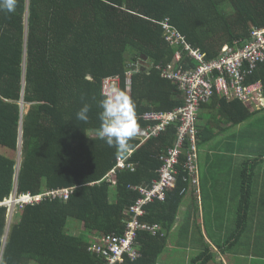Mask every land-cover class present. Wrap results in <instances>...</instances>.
I'll return each mask as SVG.
<instances>
[{"label": "trees", "instance_id": "1", "mask_svg": "<svg viewBox=\"0 0 264 264\" xmlns=\"http://www.w3.org/2000/svg\"><path fill=\"white\" fill-rule=\"evenodd\" d=\"M166 20L207 60H214L226 45L232 47L235 41L244 45L252 31L264 29V0H17L15 12H0V147L18 153L22 142L20 166L16 158L0 152V204L16 188L18 195L34 196L76 188L68 201L47 198L17 209L11 226L8 208H0V264H105L90 253L89 233H124L125 212L138 197L128 186L150 185L158 178L159 156L175 145L178 126L140 146L133 139L135 171H120L116 185L103 181L119 155L93 137L100 125L102 81L122 77V89L127 91L129 65L137 60L146 64L131 81L139 128L146 126L140 116L147 110L184 106L178 86L162 79L152 66L166 65L177 52L164 37L160 23ZM258 81L264 85V62L251 73L248 84ZM85 103L92 106L87 122L76 118ZM234 103L238 101L221 98L220 111ZM250 117L247 111L230 119L239 123ZM180 172L167 201L148 205L140 219L162 226L166 236L139 232L141 258L126 264L161 263L185 200L183 192L190 187L183 167ZM253 178L247 167L248 203L238 209L236 228L228 237L214 239L217 253L211 244H203L190 264H210L243 240ZM74 223L88 235H71Z\"/></svg>", "mask_w": 264, "mask_h": 264}, {"label": "built area", "instance_id": "2", "mask_svg": "<svg viewBox=\"0 0 264 264\" xmlns=\"http://www.w3.org/2000/svg\"><path fill=\"white\" fill-rule=\"evenodd\" d=\"M165 31L164 37L170 46L177 49L174 62L167 66L159 65L163 79L174 82L185 95V105L171 112L146 111L140 118L146 126L138 127V134L134 139L145 141L157 138L172 125L178 126V134L175 145L160 157L162 166L158 171V178L149 186H133L129 189L137 193L135 202L129 206L125 214L128 217L124 233L100 236L93 232L90 234L92 244L90 253L99 257L105 264L133 263L141 258L138 244V233L146 232L157 236H166L162 226L148 225L140 221L146 215V207L157 201L165 202L169 194L178 186L180 169L183 167L188 174L185 179L190 187L200 192L199 170V139H198V113L201 107L208 103L215 95L225 97L227 100H239L246 104H257L264 107V85L261 82L248 84L251 73L264 62V29L252 31L251 39L239 47L238 42L234 46L226 45L221 55L214 60H207V55L200 49L194 48L177 29L166 20L162 23ZM187 54L191 60L198 63L197 66L185 63ZM153 66V65H152ZM146 67L142 61L137 60L129 65L125 75L127 92L130 95L132 77L140 69ZM122 77H110L102 81V91L107 92L112 87L122 89ZM131 96V95H130ZM97 136L93 134V137ZM133 150L127 156L117 158L116 167L111 170L103 181L116 185L120 171L134 172V165L130 163ZM185 157V163L183 158ZM76 188L59 189L34 196L32 194L18 195L14 193L12 204L16 208L25 205H35L44 199H62L68 201ZM189 189H185L186 194ZM12 196V195H11ZM10 199V198H9ZM7 199L0 204V208H8L9 223L12 222L10 201Z\"/></svg>", "mask_w": 264, "mask_h": 264}, {"label": "crops", "instance_id": "3", "mask_svg": "<svg viewBox=\"0 0 264 264\" xmlns=\"http://www.w3.org/2000/svg\"><path fill=\"white\" fill-rule=\"evenodd\" d=\"M236 42H238L239 47H243L247 43L243 45L242 41ZM184 55L185 63L192 65L194 61L187 54ZM175 56L176 54L172 61L166 65L162 63L153 66L155 68L159 65L167 66L174 62ZM172 83L174 84V82ZM182 98L185 105L183 92ZM221 98L224 97L219 95L213 97L201 107L198 113L199 147L204 145L203 148H199L200 192L195 191L193 187L188 188L189 191L185 194L178 221L181 222L180 226L184 229L185 236L190 239L191 244L198 243L195 246V252L200 253L203 244H211L213 251L217 253L218 249L214 245L215 241L212 242L213 240L211 241L205 236H212L216 241H219L220 237L231 234L236 228L238 209L243 204L248 203L244 193V172L248 167L255 179L253 178L252 182L253 197L250 202L251 206H248L250 217L246 224L243 240L238 242L237 247L226 253L227 258L224 256L225 260L219 256L217 257L218 260L212 261L210 264H264V144L260 150L256 151L257 146L254 138L258 132L254 131L252 120L255 112L263 111L264 113V107L259 108L257 104L248 105L239 100L229 101L226 99L227 103L233 101H238V103H234L229 107L225 106L224 112L220 111ZM243 107L251 113V117L239 123L231 120L230 118H241L245 115L247 111L244 113ZM223 113L225 116H222ZM92 134L89 133V135ZM166 152L159 156V160ZM255 160H259L258 163H254ZM130 163L134 165L135 171L136 165L131 160ZM180 247L185 251L184 246L181 245ZM187 248L188 253L191 254V245H187ZM254 254H257L258 260H252V257L256 258ZM229 257L232 259H229ZM186 259L183 264H190L193 258L190 260L188 254Z\"/></svg>", "mask_w": 264, "mask_h": 264}, {"label": "clouds", "instance_id": "4", "mask_svg": "<svg viewBox=\"0 0 264 264\" xmlns=\"http://www.w3.org/2000/svg\"><path fill=\"white\" fill-rule=\"evenodd\" d=\"M16 6L17 0H0V12L13 13ZM97 106L100 109L98 113L100 125L96 130L98 137L109 147H114L118 155L127 156L134 148L131 141L138 134L135 102L126 90L112 87L107 92H101ZM91 107L85 103L76 113V118L87 122ZM8 234L9 231L7 237Z\"/></svg>", "mask_w": 264, "mask_h": 264}, {"label": "rangeland", "instance_id": "5", "mask_svg": "<svg viewBox=\"0 0 264 264\" xmlns=\"http://www.w3.org/2000/svg\"><path fill=\"white\" fill-rule=\"evenodd\" d=\"M28 110V107L26 105V110L25 112ZM263 110V109H262ZM253 122H254V131L258 132L256 135H255V138L254 140L256 141V151L260 150V148L263 146L264 142V113L263 111L261 112H255L253 114ZM256 124V126H255ZM200 145V144H199ZM204 145H201V147H199L200 149L203 148ZM264 148V147H263ZM0 152L6 156H8L9 158H16L18 160V165H19V160L21 161V156H20V152L16 153V152H13L7 148H4V147H0ZM263 153H264V149H263ZM17 192V188L15 189V191L13 192V195L10 197V200H12L14 198V193ZM9 205H12L11 207V216L9 217H13L15 216V211H14V205L12 204V201H10V204ZM18 209V208H16ZM183 211L185 212V210L183 209ZM179 224L177 226H175V228L173 229L171 235H170V239H169V246L168 248L166 249V252L164 253V255L161 257L160 261L161 263H169V264H183L184 263V260L186 259V257L188 256V254L190 255V260L194 257H196L198 255L199 252H195V246L196 242H194L193 244H191V241L189 238L185 237V232H184V229L181 228V222L178 221ZM12 224V223H11ZM180 226V227H179ZM69 233L73 236H81L82 234H87L88 235V232L86 231V229H84L83 226H80L78 223H74V224H71V227L69 228ZM91 233H89V236H90ZM230 235V233H229ZM228 235V236H229ZM7 236V235H6ZM227 236V237H228ZM205 238H209V240H213L214 241V237L212 236H205ZM220 238H226V237H220ZM184 246L185 248V251H183L182 247L180 246ZM187 245H191L192 247V253H188L187 251ZM227 253V252H226ZM257 255V254H256ZM221 258L223 260H225L227 257H226V254L225 255H222L220 254ZM226 258H225V257ZM254 256V255H253ZM229 259H232L229 257ZM247 259V258H246ZM253 259H259V258H253L252 257V260ZM188 260V258L186 259V261Z\"/></svg>", "mask_w": 264, "mask_h": 264}, {"label": "water", "instance_id": "6", "mask_svg": "<svg viewBox=\"0 0 264 264\" xmlns=\"http://www.w3.org/2000/svg\"><path fill=\"white\" fill-rule=\"evenodd\" d=\"M21 137H22V130H21ZM22 143V142H21ZM21 143H20V150H19V152H20V156L22 155V152H21ZM19 166H20V160H19Z\"/></svg>", "mask_w": 264, "mask_h": 264}]
</instances>
